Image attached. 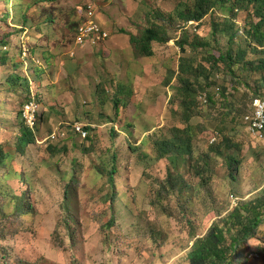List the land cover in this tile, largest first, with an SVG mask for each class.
<instances>
[{
    "label": "rangeland",
    "instance_id": "rangeland-1",
    "mask_svg": "<svg viewBox=\"0 0 264 264\" xmlns=\"http://www.w3.org/2000/svg\"><path fill=\"white\" fill-rule=\"evenodd\" d=\"M216 1L202 21L184 23L177 13L194 0H0V264H182L234 199L264 194V140L242 118L258 91L264 96V73L240 64L235 79L221 64L213 78L228 87V102L202 104L205 88L190 117L176 91L182 57L209 66L208 55L246 46L236 26L249 14ZM89 20L109 36L79 44ZM215 21L228 31L218 25L213 34ZM153 22L169 39L138 55L130 35ZM182 36L212 47L187 44L184 54ZM31 95L36 140L19 153L16 110ZM74 124L87 126L86 136ZM176 128L190 136L192 158L159 152ZM231 264H264V225Z\"/></svg>",
    "mask_w": 264,
    "mask_h": 264
},
{
    "label": "trees",
    "instance_id": "trees-1",
    "mask_svg": "<svg viewBox=\"0 0 264 264\" xmlns=\"http://www.w3.org/2000/svg\"><path fill=\"white\" fill-rule=\"evenodd\" d=\"M217 5L216 0H194L192 6H187L177 13L178 19L184 23L191 20L202 21V19ZM232 12L238 15L239 12H247L250 20L245 28L239 27L235 20L231 21L230 28L233 29L237 25V31L242 29V37L245 38L246 46L239 45L237 48H229L226 53H221L218 57L208 55L207 63L195 65L190 57L184 56L181 58L178 70L179 86L176 88L180 99V106L187 112L190 117L191 108L196 105L198 93L205 92V88H212V92L207 94L208 103L214 105L217 102H228V87L220 85L214 81L215 70L220 69L221 64L227 68L228 74L235 77L234 67L240 65L245 69H250L255 72L264 73V0H234L232 1ZM213 34L218 32V25L222 26L223 32H227V25L224 21L217 24L213 23ZM229 26V25H228ZM238 34V32H236ZM235 36V35H234ZM186 37V34L184 35ZM179 40L181 51L186 54L187 44L193 49L202 48L204 50L212 47L211 42L205 41L200 36H195L191 42L186 38ZM169 39L167 27L164 24L153 22L147 26L139 35L131 34L130 41L134 46L135 52L141 56H152L154 50L152 43L165 42ZM248 53L257 56L255 60H247ZM3 54L0 55V60H3ZM237 79V77H235ZM28 83V80H26ZM233 87H236L233 85ZM219 89V91H217ZM255 98H264L262 93L258 91L248 105L246 112L242 115L243 123L247 114L252 111V104ZM37 100L35 95L29 96L24 102ZM23 104V106H24ZM233 103L231 107L235 106ZM23 106L17 111V116L22 120L20 125V136L17 141L16 150L22 153L27 145L35 142V127L38 125L37 120L33 127L29 126L23 115ZM226 107V106H225ZM117 111L119 108L116 106ZM85 129L89 130L86 126ZM72 130L76 132L73 128ZM79 133V132H76ZM60 135V134H59ZM86 136V135H85ZM57 139V138H56ZM216 140V138L213 137ZM50 140H55L50 138ZM214 140V141H215ZM227 144H233L229 137L225 138ZM218 145V144H217ZM161 154H173L179 157L189 156L192 158V147L190 136H187L179 128H176L170 140L162 141L159 145ZM222 152V148L219 147ZM222 154V153H221ZM229 161L238 163V158L230 155ZM6 159V154L0 150V163ZM195 171L198 174L205 172L203 165H197ZM116 169L110 171L111 182L114 183V175ZM264 225V194L249 200L240 201L230 213L222 221L213 223L208 233L203 237H195L192 250L188 256V260L182 264H231L232 260L238 255H241L249 241L254 238Z\"/></svg>",
    "mask_w": 264,
    "mask_h": 264
},
{
    "label": "built area",
    "instance_id": "built-area-1",
    "mask_svg": "<svg viewBox=\"0 0 264 264\" xmlns=\"http://www.w3.org/2000/svg\"><path fill=\"white\" fill-rule=\"evenodd\" d=\"M109 36V31L106 30L99 23L89 20L84 22L78 27V35L76 42L79 44H85L86 41L91 43L101 42ZM219 91V89H217ZM200 101L202 104L208 103L206 93L200 95ZM38 104L35 100H31L24 104L23 115L29 126L33 127L37 120ZM244 123L249 134L257 139L264 140V98H255L252 104L251 113L247 114L244 118ZM73 129L79 133L86 135L87 130L80 124H74ZM50 138L56 139L57 132L51 134ZM238 204V200L234 199V205Z\"/></svg>",
    "mask_w": 264,
    "mask_h": 264
}]
</instances>
